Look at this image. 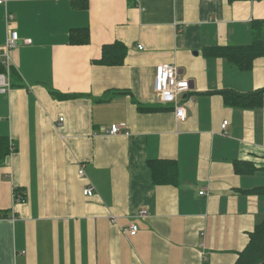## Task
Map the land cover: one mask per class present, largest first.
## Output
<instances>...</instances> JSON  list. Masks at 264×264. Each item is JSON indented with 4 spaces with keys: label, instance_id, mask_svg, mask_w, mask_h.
I'll list each match as a JSON object with an SVG mask.
<instances>
[{
    "label": "crops",
    "instance_id": "obj_1",
    "mask_svg": "<svg viewBox=\"0 0 264 264\" xmlns=\"http://www.w3.org/2000/svg\"><path fill=\"white\" fill-rule=\"evenodd\" d=\"M10 31L0 264H235L264 220V0H8L0 50ZM115 43L123 65L98 64ZM160 64L190 81L184 121Z\"/></svg>",
    "mask_w": 264,
    "mask_h": 264
},
{
    "label": "built area",
    "instance_id": "obj_2",
    "mask_svg": "<svg viewBox=\"0 0 264 264\" xmlns=\"http://www.w3.org/2000/svg\"><path fill=\"white\" fill-rule=\"evenodd\" d=\"M8 0H0V5H6ZM12 19L9 14H6V21ZM20 42L19 35L16 31H10L7 34L5 44L3 49L0 50V58H4L1 63L8 67L10 62L9 52L14 50L18 43ZM28 42V41H26ZM10 89V78L6 75L0 74V92L5 93ZM154 92L159 98L160 103L166 107H171L174 110L176 119L184 121L186 119V110L184 108V103H191L193 99L189 97L191 94L190 81L182 77L179 67L174 64H160L155 68L154 77ZM60 121H62L60 119ZM228 121H224L221 125L222 135L226 134V129L228 126ZM120 128L117 125H113L109 128V135L119 134ZM83 175V171L79 172ZM94 195V190L92 187H88L84 191L85 197H92ZM200 196L204 195V192L199 193ZM15 200V198H14ZM24 198H19L16 202L24 203ZM14 203V204H17ZM128 235L135 236L138 232V228L135 225H131L126 231Z\"/></svg>",
    "mask_w": 264,
    "mask_h": 264
},
{
    "label": "trees",
    "instance_id": "obj_3",
    "mask_svg": "<svg viewBox=\"0 0 264 264\" xmlns=\"http://www.w3.org/2000/svg\"><path fill=\"white\" fill-rule=\"evenodd\" d=\"M233 1V0H229ZM75 36V35H73ZM87 35H85L81 40H79L78 43L86 44L88 41L87 40ZM254 38V43L255 45L260 46L262 44L260 37L258 34L255 32L253 35ZM261 50V49H260ZM102 57L98 64L102 66H109V67H119L123 65L127 49L125 48L124 45L120 43H115L114 45L111 46H106L102 50ZM219 55L223 56L225 55L226 57L231 60V62L238 67H243L247 68L249 64H242L239 63L235 58L234 55L228 54L227 52H221ZM261 93H256L254 95H246V96H233L234 99H236V103H238L240 106H245L249 107L254 103L253 98L258 99L260 97ZM223 97L225 100L229 97L228 92H223ZM7 138H1L0 137V166H2L5 162L6 159L8 158L10 154V146L8 143ZM21 195H14V198H17ZM23 197V196H22ZM25 199V198H24ZM15 203V200H14ZM18 204V203H17ZM3 218L0 215V219ZM264 264V220L261 224L255 227V230L252 232V234L249 236V242L244 249L243 252H241L238 255L237 261H235V264Z\"/></svg>",
    "mask_w": 264,
    "mask_h": 264
},
{
    "label": "rangeland",
    "instance_id": "obj_4",
    "mask_svg": "<svg viewBox=\"0 0 264 264\" xmlns=\"http://www.w3.org/2000/svg\"><path fill=\"white\" fill-rule=\"evenodd\" d=\"M262 264V263H261Z\"/></svg>",
    "mask_w": 264,
    "mask_h": 264
}]
</instances>
